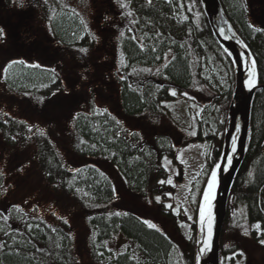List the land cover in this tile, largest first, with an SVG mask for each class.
<instances>
[{"label": "trees", "instance_id": "trees-1", "mask_svg": "<svg viewBox=\"0 0 264 264\" xmlns=\"http://www.w3.org/2000/svg\"><path fill=\"white\" fill-rule=\"evenodd\" d=\"M14 2L0 0V28L8 32L13 31L3 22L11 24L6 18ZM219 2L254 57L260 87L251 103L244 161L227 202L219 241L222 264L227 254L242 251L239 244L223 246L231 212L264 229V25L250 22L247 0ZM19 3L28 7L23 10L36 41L42 44L46 37L50 44L40 51L41 61L17 64L29 80H43L41 88L29 86L31 82L20 86L3 72L18 49L0 38V264H167L170 254L180 264H195V223L181 249V214L172 212L174 189L165 182L161 162L167 157L177 165L180 148L209 143L197 210L219 161L234 89L231 62L199 1ZM41 44L36 42L39 49ZM172 91L202 110L210 109L203 120L192 115L194 135L171 119L166 104L174 101ZM36 97L43 98L40 104ZM99 97L105 101L101 108L96 106ZM20 104L34 112L27 114ZM28 177L36 185L32 195L15 200L12 187ZM142 207L159 216L157 223L151 219L155 228L144 223ZM74 216L86 228L83 238L71 227ZM118 236L128 243L115 253L107 243Z\"/></svg>", "mask_w": 264, "mask_h": 264}, {"label": "rangeland", "instance_id": "rangeland-1", "mask_svg": "<svg viewBox=\"0 0 264 264\" xmlns=\"http://www.w3.org/2000/svg\"><path fill=\"white\" fill-rule=\"evenodd\" d=\"M259 1L264 2V0H247V2H249L250 4L251 11L253 10L250 17V22H252V24L254 25L263 21L258 9ZM25 8L28 7L20 8V3L18 4V0H15L14 7L11 10L10 15L6 18V20L8 19L7 22H11V24L3 22L4 28L8 30L11 29V31H13L8 32L3 29L4 36L7 38L8 42L12 44L14 49H18V51L11 52L13 54L10 55L11 57L7 59V63L10 62L11 67H8L9 64L6 65L4 67L6 68V71L4 69L3 72H6V78H9L13 82L17 81L20 86H28V83L31 82L29 86L32 84H38L41 88V82H43V80H37V77H33L31 80H29L17 67V64L20 61H23L22 64L26 63L27 65H32L31 63L41 61V55H39L40 51L42 50L44 52V47H48V45L50 44V41L46 37L44 38V40H42V44L40 43L39 39H37L36 41V38H34L33 36L34 34H32V30L29 29L30 17L23 10ZM8 11L10 10L6 9L5 14ZM195 11H197V9ZM47 25L49 26V23ZM17 32L21 33V35L17 34ZM25 39L26 44H20V40L25 42ZM36 42L41 44V49L36 46ZM9 50H11V47ZM2 53V50H0V56L2 55ZM11 62L16 63L12 64ZM174 96V101L166 104L171 119L181 128L189 130L190 133L195 134V127L192 123V115L198 120H203L204 118H206L210 109L202 110L195 104L184 101L177 95ZM33 100L35 103L40 104L43 98L41 99V97H36L33 98ZM104 105V99L102 97L97 98L96 106L101 108ZM21 106L25 109L27 114H31L34 112L33 109H28V107L26 108L23 104ZM6 111L14 117L15 112L12 109L7 107ZM208 148L209 143L207 142L192 143L178 150L176 156L177 165L167 157H164L161 162L167 173L165 182L174 189V196L171 200V205L173 206L172 212L176 216H179V214H181V220L178 221V228L183 238L180 244L181 249L185 247L184 243H186L190 239L191 224L195 223L196 221L195 207L198 199V194L202 183L204 182L205 177L208 173L206 167ZM169 179H171V183L167 182ZM16 180H18L17 177ZM30 181L32 180L30 177H28L25 181H23V184L18 185V187L16 188L17 190L15 189V186L12 187L14 193L15 191H17L14 194L15 200H25L24 198L27 195H32L31 188L36 185L34 184L35 181ZM11 184L12 183H10V185ZM13 184H16V182H14ZM142 209L147 215V221L152 222V220L156 219L155 222L157 223V220H160L156 212L146 211L144 207H142ZM70 224L72 229H74V234H76L78 239H80L81 236L82 238L85 237L87 232L86 228L83 227L82 222H80V216H74L72 219H70ZM160 225L163 229H167L168 227L165 222H162ZM256 225L259 224H249L240 212L235 210L231 212L225 232L223 233V246L227 249H231L234 245L239 244L243 255H239L240 252H234L231 255L227 254L222 264H246L247 261L249 262L248 264H263L264 251L261 249V246L263 245L260 243V240H264V229L261 227L257 228L255 227ZM245 231H247L248 235L244 234ZM127 243L128 242L126 239L118 236L115 239L109 241L107 243V247L113 250L115 253H119L127 245ZM256 245H258L259 247H256ZM83 263L90 264L89 260H86V263L84 260ZM167 264H180V261H178V258L175 254H170L167 259Z\"/></svg>", "mask_w": 264, "mask_h": 264}, {"label": "water", "instance_id": "water-1", "mask_svg": "<svg viewBox=\"0 0 264 264\" xmlns=\"http://www.w3.org/2000/svg\"><path fill=\"white\" fill-rule=\"evenodd\" d=\"M208 26L219 47L229 58L234 76V89L228 105L224 126L223 142L216 169V183L212 191V237L210 246L205 247L208 239V224L200 222V205L211 174L202 190L196 211L195 264H220L219 241L226 220V208L233 180L245 156L251 103L258 89L256 62L245 43L233 30L219 0H198ZM264 18V16L262 17ZM253 80L252 86L248 81ZM235 138V151L233 139ZM230 158V163H229Z\"/></svg>", "mask_w": 264, "mask_h": 264}, {"label": "snow or ice", "instance_id": "snow-or-ice-1", "mask_svg": "<svg viewBox=\"0 0 264 264\" xmlns=\"http://www.w3.org/2000/svg\"><path fill=\"white\" fill-rule=\"evenodd\" d=\"M45 2H47V0H45ZM151 2V0H149V3ZM120 7L124 8L127 7L126 4L121 3ZM130 14V13H129ZM107 19V17H106ZM121 35H123V33H121ZM4 36V30L2 28H0V38H2ZM95 38V37H93ZM81 52H86V49H80ZM16 63V62H13ZM19 63H23V61H20ZM8 67H11V64L8 65ZM249 86H252L254 81L253 80H249L248 82ZM172 95H176L175 91H172L171 93ZM194 135V133H191ZM40 135L43 136L45 135V133L41 130L40 131ZM233 151H235V138L233 139ZM230 158H229V163H230ZM220 167V165H217V168ZM168 183H171V179H169L167 181ZM160 183H164V181H160ZM215 183H216V169L214 168L212 170V175H211V179L208 182L207 188L204 191V197H203V202L200 205V211H199V215H200V222L201 224H203L205 221H207L208 224V239L205 241V247L207 248L208 246H210V242H211V237H212V212H211V201H212V191L215 187ZM157 202H159L160 197H157ZM170 207V206H169ZM117 215H119V213H117ZM65 223H67L68 221L65 219L64 221ZM144 223H146L148 225V227L150 228H155L156 225L152 224L149 221H144ZM255 227L259 228V225H256ZM245 235H248L247 231H245L244 233ZM260 243L262 245H264V240H260ZM240 255H243V253L241 252Z\"/></svg>", "mask_w": 264, "mask_h": 264}, {"label": "flooded vegetation", "instance_id": "flooded-vegetation-1", "mask_svg": "<svg viewBox=\"0 0 264 264\" xmlns=\"http://www.w3.org/2000/svg\"><path fill=\"white\" fill-rule=\"evenodd\" d=\"M258 3H259L258 9H259L260 14H261V19L263 20L262 24L264 25V18H262L264 16V2L259 1ZM248 6H249V10H250V17H251L253 10L251 11L249 2H248Z\"/></svg>", "mask_w": 264, "mask_h": 264}]
</instances>
